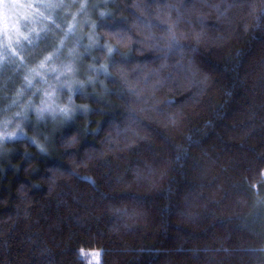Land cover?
Wrapping results in <instances>:
<instances>
[{"label": "trees", "instance_id": "16d2710c", "mask_svg": "<svg viewBox=\"0 0 264 264\" xmlns=\"http://www.w3.org/2000/svg\"><path fill=\"white\" fill-rule=\"evenodd\" d=\"M60 2L47 19L34 4L42 30L2 55L0 118H26L0 148V264H86L82 249L101 264H264V3ZM169 25L183 47L157 51ZM92 34L126 62L86 51ZM41 62L72 63L84 84L57 92L68 120L27 110L34 81L17 95Z\"/></svg>", "mask_w": 264, "mask_h": 264}, {"label": "snow or ice", "instance_id": "6c2138e0", "mask_svg": "<svg viewBox=\"0 0 264 264\" xmlns=\"http://www.w3.org/2000/svg\"><path fill=\"white\" fill-rule=\"evenodd\" d=\"M261 2L264 3V0H261ZM0 7H2L4 9L3 19L6 22L8 19V17H7V11L8 10L19 8V7H24V5L17 3L16 0H13L12 3H8L7 0H0ZM28 7H32V5H28ZM67 7H70V5L64 4L63 2H60V3L48 2V3H41L40 5H38L37 11L39 10V8H44L45 10H56V9H64ZM94 7H99V6L94 5ZM79 11L81 13L85 12L86 11V5L81 4L79 6ZM177 12H179L178 9H177ZM39 15L43 16V13H39ZM99 15L102 18V20H103V18L109 16V14L105 13V12H100ZM260 17H264V9H261L259 17L257 19H259ZM45 19H47V17H45ZM72 19L73 20L76 19L75 15H73ZM177 22H179V16H178ZM56 27H59V25H56ZM90 27L94 30L97 27V25L90 24ZM100 27L102 29H108L112 35L116 36L119 39L120 42H123L125 40V36L122 35L120 31H117V29L123 28V22H120L118 24H109L107 22H102L100 24ZM4 31H5V33H7V31H8L7 27H5ZM165 31L168 33V38L166 41V48L157 47V51L167 53V52L172 51L173 49L183 47L182 45H180L179 40L177 39V37L175 35L174 26L169 25L165 29ZM68 32L69 33L72 32V26H69ZM65 35L67 36V33ZM25 39H27V37H25ZM161 39H164V38H161ZM6 40L8 41V43L5 44V48L11 49V47H12L11 36L6 35ZM88 40H89V44L86 47V51H88L92 48H96L99 51L106 53L110 59L111 67L117 68L120 64L126 62V60L123 57L121 59H117V57H121V53L119 52V50L117 48H114L109 44H103V45L99 44L98 38L95 37L94 34L89 35ZM29 42L31 43V41H29ZM60 47H63V41L60 42ZM69 56L74 57V58L75 57L82 58V54L75 53L74 51H70ZM51 59L52 58L50 56L45 57V61H48ZM43 66H44V62H41L40 68H43ZM75 70L76 69L74 68L73 64L68 63V64H65L63 66L62 70H60L58 72L53 71L52 79L55 81V83L49 84L48 89L43 92V95L45 98L40 101V106L36 107L34 104H32L31 101H29V103L27 105V110L28 111H35V113L37 114V116L39 118H44L45 114H47L48 116H50L53 119H56V118H63L64 120L70 119L71 114L73 112V109L76 107L72 103L71 95L69 96V98L67 100V104L65 106L61 107L60 104L58 103V97H57L56 93L57 92H64L65 90H67L69 93H73V91H75L76 93H80L81 95L83 94L82 90L84 88V84L83 83H77V82L72 80L71 74H74ZM89 71L103 72L105 75L109 74L108 73V65H102L101 68L98 70L94 69V68H90ZM29 75L39 76V72L34 68V69H31L29 71ZM61 76L65 77V79L63 81H61V79H60ZM24 79L26 81L25 87L23 89H21L17 93V95H23L24 91H26L29 88L34 87L31 80H29L28 76H25ZM40 82L47 84V80L44 77H41ZM73 83H77L75 90H73V87H72ZM88 83L94 84L95 81L92 80L91 78H89ZM13 103L19 104V102L15 101V100L13 101ZM78 110L83 111L84 109H78ZM16 116L21 117V113H17ZM21 118L22 119L26 118V115L24 117H21ZM7 123H8V121L6 120L5 125H7ZM16 127L19 129L20 134L22 136L23 130L21 128H19V125H16ZM14 138H17L15 133H7L6 135H4L2 137V139H4V140H9V139H14ZM80 256H81L82 260H86V264H101L102 251L98 250V251H92V252H85L82 249L80 251Z\"/></svg>", "mask_w": 264, "mask_h": 264}, {"label": "rangeland", "instance_id": "374dc122", "mask_svg": "<svg viewBox=\"0 0 264 264\" xmlns=\"http://www.w3.org/2000/svg\"><path fill=\"white\" fill-rule=\"evenodd\" d=\"M8 3H12L13 0H7ZM17 3L24 5V7H19V8H15V9H11L7 11V21L5 22L3 19V12L4 9L2 7H0V65L2 64V55L4 54V50L5 48V44L8 43V41L6 40V35L7 36H11L12 40H11V45L13 47H11V51H14V46H24V45H31L30 44V38L32 33L34 32V30H42V27L38 26V21L36 20L33 16L32 19L30 18V12L31 9L34 8V4L38 3V5H40L41 3H48V2H58V0H16ZM28 5H32V7H28ZM38 7V6H37ZM43 8H39L38 13H42ZM53 11L55 12V14L57 13L56 10H52V14ZM37 13V11H36ZM53 14V16L55 15ZM41 19H44L45 16H41L39 15ZM43 25V24H42ZM40 25V26H42ZM5 27H7L8 31L7 33H5L4 29ZM25 37H27V39H25ZM34 43V42H32ZM37 43V42H36ZM35 43V44H36ZM39 44V43H38ZM38 44H36L38 46ZM88 46V45H87ZM63 66H50V68L48 67V64L44 63L43 68H40V66L38 68H36V70L39 72V76H34V78L31 80V82H33L37 87H36V92L37 94H42L41 99H44V95L43 92L45 90L48 89V85L49 84H53L55 83V81L52 79V73L53 71H60L62 70ZM41 77H44L47 80V84L40 82L41 81ZM61 81H63L65 79L64 76L60 77ZM74 81V80H73ZM76 82V81H75ZM76 83H73L72 86H76ZM56 95H58L56 93ZM11 106H14V103L11 104ZM40 106V104H39ZM38 106V107H39ZM60 106L62 107V105L60 104ZM34 112V115L37 116V114ZM25 111L21 112V117L23 116L22 114H24ZM26 114V113H25ZM13 120L11 118L8 119H1L0 118V148L2 146V144L4 142H7L9 140H4L2 139V137L4 135H6L7 133H15L16 137H20V131L19 129L16 127V125H19V128H21L23 126V123L21 121V117H17L16 114L13 116ZM24 119V118H23ZM36 119L38 121H41L42 118H39L38 116L36 117ZM8 121L7 125H5V121ZM19 120V121H18ZM23 130V128H21ZM15 139V138H14ZM94 251H98V250H94Z\"/></svg>", "mask_w": 264, "mask_h": 264}]
</instances>
